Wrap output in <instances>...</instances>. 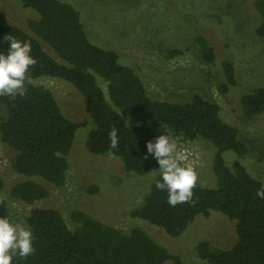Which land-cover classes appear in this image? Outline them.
<instances>
[{
	"label": "trees",
	"instance_id": "trees-1",
	"mask_svg": "<svg viewBox=\"0 0 264 264\" xmlns=\"http://www.w3.org/2000/svg\"><path fill=\"white\" fill-rule=\"evenodd\" d=\"M19 1L36 16L25 17L24 29L9 21L0 7V52L9 48L4 36L14 35L31 42L37 64L30 70L32 82L26 85L25 97L0 96V143L15 151L11 169L19 176L7 185L0 172V189L6 186L13 199L32 205L24 220L33 231L36 252L27 259L14 258L13 264H184L139 227L123 232L79 209L71 211L70 226L56 208L33 205L48 196V185L64 183L75 132L81 126H87L86 151L99 156H109V132L116 127L119 147L111 150V157H117L125 171L136 174L153 166L159 169L151 154L144 157L146 143L155 142L161 134L209 141L214 146L215 185L198 182L195 203L172 207L167 192L155 186L158 171L142 203L130 215L176 237L196 216L220 212L234 221L235 241L220 248L200 240L194 246L196 255L207 264H264V199L256 195L264 181L253 178L240 162L225 164L224 151L243 154L248 149L236 127L221 116L219 105L199 93L184 101L151 97L135 69L121 63L114 49L89 39L73 4L66 0ZM252 5L259 17L254 33L264 41V0H253ZM194 41L202 60L212 63L214 52L208 40L196 35ZM180 52L173 49L169 55ZM221 68L224 81L220 89L227 92L235 85L234 66L223 60ZM40 76L70 83L86 101L90 119L84 124L66 117L51 89L33 82ZM238 102L249 114L264 112V86L244 91Z\"/></svg>",
	"mask_w": 264,
	"mask_h": 264
},
{
	"label": "rangeland",
	"instance_id": "rangeland-1",
	"mask_svg": "<svg viewBox=\"0 0 264 264\" xmlns=\"http://www.w3.org/2000/svg\"><path fill=\"white\" fill-rule=\"evenodd\" d=\"M66 1L79 10L89 39L114 49L121 63L135 69L151 97L184 101L199 93L216 102L223 119L236 127L239 139L248 149L243 154L224 151L225 164L240 162L252 176L264 181V112L249 114L238 102L244 91L264 86V41L254 33L259 17L253 0ZM0 7L9 21L24 29L25 17L36 16L19 0H0ZM196 35H203L211 45L212 63L200 57ZM41 44L54 55L43 41ZM173 49L181 52L170 56ZM223 60L231 61L235 71V85L227 92L220 89L224 81ZM33 82L51 89L66 117L84 124L88 121L86 101L70 83L50 76L37 77ZM125 119L132 122L128 116ZM86 132L87 126L75 132L64 183L59 187L48 185V196L33 205L56 208L70 226L71 211L79 209L123 232L139 227L177 254L184 264H207L194 250L200 240L206 239L220 248L235 241L234 221L213 210L206 216H196L176 237L131 216L130 211L142 203L158 168L153 166L144 174L131 173L124 170L117 157L90 154L84 147ZM171 137L183 152L185 163L197 170L198 182L215 185L214 146L203 138ZM14 154L12 148L0 143V172L7 185L19 178L11 169ZM0 193L7 196V201L0 202V217L9 212L13 218L24 220L32 205L13 199L6 186Z\"/></svg>",
	"mask_w": 264,
	"mask_h": 264
},
{
	"label": "clouds",
	"instance_id": "clouds-1",
	"mask_svg": "<svg viewBox=\"0 0 264 264\" xmlns=\"http://www.w3.org/2000/svg\"><path fill=\"white\" fill-rule=\"evenodd\" d=\"M9 43L6 53L0 52V96L15 99L27 95V84L32 82L31 69L37 59L31 55L30 41H22L14 35H5ZM109 157L112 149L119 147L118 131L113 127L109 132ZM147 154H151L159 164L160 179L155 181L158 190L167 192V202L175 207L178 204L195 203L194 189L198 186L199 174L195 167L184 163V154L177 141L169 135H159L155 142L146 143ZM255 178V177H253ZM256 195L264 199V184ZM7 201L6 194L0 193V202ZM34 234L27 222L13 218L8 212L0 217V264H13L14 258L27 259L36 252Z\"/></svg>",
	"mask_w": 264,
	"mask_h": 264
}]
</instances>
